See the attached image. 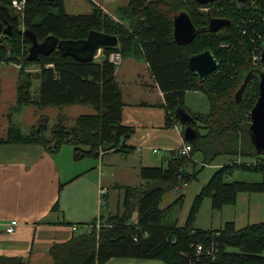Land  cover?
<instances>
[{
    "label": "trees",
    "instance_id": "obj_1",
    "mask_svg": "<svg viewBox=\"0 0 264 264\" xmlns=\"http://www.w3.org/2000/svg\"><path fill=\"white\" fill-rule=\"evenodd\" d=\"M182 11L191 16L197 28L188 44L174 38V17ZM263 16L264 0H216L207 4L197 0H128L120 7L117 19L98 7L90 13L70 14L65 0H28L23 12L14 7L13 0H0V21L13 27L11 35L0 36V64L21 65L17 100L10 108V126L5 137L0 125V144L37 143L57 151L71 143L76 159L98 157L101 149L134 152L136 147L127 141L135 128L123 123L125 102L116 79V66L109 60L113 51H120L125 58L148 62L165 93L166 128L181 125L184 133L185 124L176 114L179 107H184L193 116L191 124L200 132L193 142L185 139V144L192 146L189 155L176 149L166 166H143L140 174L146 184L124 186V211L106 217V226L99 233L91 228L66 243L54 245L52 264H104L112 257L153 258L168 264H189L192 260L203 264L205 257L197 256V245L211 247L214 238L220 244V254L213 264H264V221L241 229L234 221H227L220 229L194 227L206 198L211 199L214 210L221 211L226 205H235L240 193H264V154L257 152L249 134L250 112L264 70V64L253 59L256 46L264 41ZM215 17L228 18L231 24L213 33L208 26ZM25 29L32 31L40 42L48 36L77 41L96 30L118 36L119 43L104 48L98 60L83 61L59 49L31 59L32 40ZM205 50L216 55L220 66L201 81L188 62L190 55ZM32 65L40 67L37 95L32 92L35 75L27 70ZM250 73L251 79L237 102L236 93ZM188 90L207 95V113L194 112L186 106ZM73 104L92 105L96 112L78 116L73 126L64 116L52 126L48 120L41 124L45 119L41 116L30 132L14 121V116L27 106L42 109ZM197 153L202 154V168L220 156L231 159L202 187L186 224L180 227L176 222H167V210L160 205L165 193L198 179V162L194 159ZM251 158L257 159V164L243 160ZM237 169L261 173L263 179L229 181ZM176 202L183 205V195ZM134 211L138 212L136 223L131 222ZM0 264L31 263L21 256L0 255Z\"/></svg>",
    "mask_w": 264,
    "mask_h": 264
},
{
    "label": "crops",
    "instance_id": "obj_2",
    "mask_svg": "<svg viewBox=\"0 0 264 264\" xmlns=\"http://www.w3.org/2000/svg\"><path fill=\"white\" fill-rule=\"evenodd\" d=\"M127 3L128 0H65V8L70 14H82L98 7L117 19L120 7ZM16 67L20 69L18 64ZM39 72L38 66L33 74L40 82ZM116 79L125 102L123 123L135 128L127 141L128 145L136 147L134 152L101 151L98 157L76 159L71 143L64 144L57 151L37 143L0 144L1 256H21L31 264H52L51 249L54 245L66 243L91 230L92 223L100 217L124 211L127 195L124 186L145 185L147 181L140 174L141 168L163 166L158 161L161 150L170 156L173 150L185 144L181 125L165 127V93L148 62L123 57L116 67ZM189 93L199 92L188 90L185 94L186 106L195 111L189 101ZM75 105L87 104L52 107ZM36 111L41 109L36 108ZM42 115L49 120L48 115L41 113L36 123ZM80 115L72 124L66 119L67 123L73 126ZM13 218H17L20 224L13 234H8L5 223ZM131 221L138 222L137 211L133 212ZM184 225L178 224L180 227ZM104 264L168 263L153 258L112 257Z\"/></svg>",
    "mask_w": 264,
    "mask_h": 264
},
{
    "label": "rangeland",
    "instance_id": "obj_3",
    "mask_svg": "<svg viewBox=\"0 0 264 264\" xmlns=\"http://www.w3.org/2000/svg\"><path fill=\"white\" fill-rule=\"evenodd\" d=\"M16 65L17 64L15 63L0 64V125L1 135L3 137L6 136L10 126V108L17 100V88L20 82V73L19 68L16 67ZM37 67L38 65H32L28 68V71L36 73ZM39 85V80H34L32 88L34 95L38 94ZM198 92L199 93L197 94L189 93V101L194 105V112L207 113L210 109L209 99L204 92ZM38 112L39 111H36V107L33 105L25 107L22 113L14 116V121L20 124L25 132H30L41 113L49 116L48 121L51 126L58 122L60 115H68L66 117L72 124L77 115L95 113L94 108L88 105H75L62 108L50 106L45 107L44 109H41L39 113ZM45 119L40 123H46L47 121ZM38 124L39 123H36V125ZM202 132L204 133L205 131L202 130ZM84 148L89 149L88 146H84ZM101 151H103V149H101ZM168 156L167 151L161 150V153L158 155L159 163L166 166V159ZM194 159L198 162V167L196 169V171H198V179L180 189H173L165 193L163 197L161 208L167 210L166 218L168 223L177 222L179 225H184L187 222L195 197L200 193L202 187L209 181L214 172L219 170L222 165H225V163H228L231 157L220 156L213 164H207L204 168H202L201 153H197L194 156ZM190 169V171L194 170L192 166ZM262 179L263 175L261 173L242 169L235 170L232 176L228 178L229 181H261ZM182 195L184 203L183 205H180L176 201L178 197ZM106 219V217H100L95 224H92L91 228L95 230L96 233H99L101 229L106 226ZM228 220L235 221L236 227L239 229L250 224L263 222L264 193H240L238 202L235 205H226L221 211L214 210L212 208L211 199L206 198L194 223V227L201 229H218L223 227ZM231 251L237 252L238 250L231 248Z\"/></svg>",
    "mask_w": 264,
    "mask_h": 264
},
{
    "label": "water",
    "instance_id": "obj_4",
    "mask_svg": "<svg viewBox=\"0 0 264 264\" xmlns=\"http://www.w3.org/2000/svg\"><path fill=\"white\" fill-rule=\"evenodd\" d=\"M216 0H197L200 4H207ZM239 2H246L247 0H237ZM174 38L176 41L188 44L190 43L197 28L192 21L191 16L182 11L174 17ZM231 24V20L224 17H215L210 20L209 30L213 33L218 32L221 28ZM31 38L32 45L29 50V58H37L40 54H48L51 51L59 49L65 54H70L77 59L88 61L97 58L100 50L106 47H114L119 43L118 36L105 32L92 30L88 37L81 40H59L53 36H48L43 42H40L37 36L30 30H24ZM13 27L0 21V36L11 35ZM261 61L264 64V47L261 52ZM189 68L195 72L204 81L208 75L216 71L220 66V61L216 55L210 51L205 50L198 54L189 56ZM251 73L247 76L244 83L236 93L235 101L239 102L245 91L248 82L251 79ZM178 118L185 124L184 137L187 141H195L199 138L200 132L195 128L191 122L193 116L184 107H179L176 112ZM249 134L252 143L256 147L259 154H264V70L260 73V80L258 84V97L250 112V126Z\"/></svg>",
    "mask_w": 264,
    "mask_h": 264
},
{
    "label": "built area",
    "instance_id": "obj_5",
    "mask_svg": "<svg viewBox=\"0 0 264 264\" xmlns=\"http://www.w3.org/2000/svg\"><path fill=\"white\" fill-rule=\"evenodd\" d=\"M27 3H28V0H13L14 7L17 10L22 11V12L25 10ZM203 10H208V8H203ZM262 19L264 20V16L262 17ZM263 47H264V41L262 40L260 42V44L258 46H256V48H255L256 50H255V53L253 56L255 63L262 62L261 61V52H262ZM102 52H103V49L100 50L99 56L102 55ZM122 58H123V55L120 51H113L109 55L110 62H112L116 67L118 65H120ZM18 66L21 67V65H18ZM191 149H192V146L190 144H184L178 148V151L182 155H189ZM154 151L158 152V149H155ZM245 161L248 164H253V165L257 164V162H258V160L255 158L247 159ZM184 186L185 185H183L182 187H184ZM182 187H179V189ZM104 192H105V190L103 191V193ZM102 202H104V198L102 199ZM5 224H6L5 231L8 234H13L16 231L17 227L19 226L20 222L17 218H13V219H10ZM89 231H91V230H89ZM219 254H220V244L218 241L215 240V238L211 244V247L203 248V245L201 243L197 245V256L205 257V262L203 264H213V262H215L216 259L218 258ZM189 264H195V263L192 262V260H191Z\"/></svg>",
    "mask_w": 264,
    "mask_h": 264
}]
</instances>
